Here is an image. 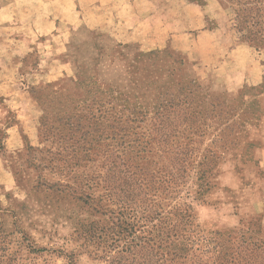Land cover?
<instances>
[{
	"label": "rangeland",
	"instance_id": "374dc122",
	"mask_svg": "<svg viewBox=\"0 0 264 264\" xmlns=\"http://www.w3.org/2000/svg\"><path fill=\"white\" fill-rule=\"evenodd\" d=\"M134 12L136 27L125 28ZM234 17L219 0H0V240L14 264H106L102 248L84 245L79 228L109 223L102 213L117 208L106 196L110 171L125 147L107 139L106 119H92L89 110L114 100L121 111L127 101L147 113L141 127L150 130L161 94L189 75H201L211 99L234 103L238 113L248 106L247 114L235 118L231 143L207 168L200 200L193 168L201 153L176 187L166 149L149 147L143 166L170 182L149 198L164 211L193 206L205 230H261L264 237V95L262 113L257 101L264 48L241 39ZM202 28L215 35L212 53L194 42ZM239 46L240 57L232 56ZM237 58L240 66H233ZM210 116L196 137L204 146L195 150L219 134L217 115ZM167 151H177L175 143ZM132 259L145 262L138 251Z\"/></svg>",
	"mask_w": 264,
	"mask_h": 264
},
{
	"label": "trees",
	"instance_id": "16d2710c",
	"mask_svg": "<svg viewBox=\"0 0 264 264\" xmlns=\"http://www.w3.org/2000/svg\"><path fill=\"white\" fill-rule=\"evenodd\" d=\"M189 1L200 5L206 3V0ZM219 1L233 11L234 26L241 34V39L253 44L257 50L264 48V0ZM189 78L191 79L173 82L161 94L152 113L153 120L148 125L150 130L145 131L141 127L147 113L139 105L130 107L127 101L121 106V111L114 106L118 103L114 100L93 104L98 105L95 113L93 107L89 110L92 119L98 114L106 119L104 132L107 139L111 142L118 141L125 147L120 165H114L110 171V184L113 186L106 196L117 208L108 207L106 212L109 215L102 213L109 216V223L100 226L99 222L92 221L81 223L79 228V237L84 240V245L98 244L102 248L107 256V259L104 257L106 264H134L135 261L131 259L137 251L141 259H145L144 264H264V237L261 230H205L196 223L193 206L172 204L164 211L160 204H155L149 198V194L155 190L164 191L163 187L170 182L176 187L183 184L189 177L187 171L190 159L197 152L201 156L193 169L197 176L195 199L200 200L205 186L209 187L204 181L211 171L207 168L218 159L217 150L223 148L225 143H231L230 136L237 123L235 118L247 114L245 109L248 106H242L244 109L238 113L234 103H229L222 97L211 99L204 91L207 86L201 84L194 75H189ZM87 88L88 96L92 97L90 90L94 88V84H88ZM259 90L257 101L262 113L264 85ZM241 97L239 96L240 100ZM193 104L195 107L188 106ZM212 113L217 115L215 117L218 118L219 134L204 149L195 150L197 144L204 146L196 137H202L200 132L207 128L208 119H213L210 116ZM172 143H175L177 151H167ZM152 145L165 148L162 154H166L172 165L170 182L166 184L154 178L149 167L143 166L146 155L151 153L148 148ZM159 157L162 158V155ZM122 242L123 245L120 246ZM63 256L69 260L73 258L64 253ZM14 263V255L9 254L8 247L0 240V264Z\"/></svg>",
	"mask_w": 264,
	"mask_h": 264
},
{
	"label": "crops",
	"instance_id": "0c3cea01",
	"mask_svg": "<svg viewBox=\"0 0 264 264\" xmlns=\"http://www.w3.org/2000/svg\"><path fill=\"white\" fill-rule=\"evenodd\" d=\"M136 18H137V16H136V13L134 12L132 17H130L128 20L124 21V23H123L124 27L125 28L126 27L135 28L136 24H137L136 20H135ZM193 35H195V38H194L195 41L194 42H195L196 46H198L199 44H200V46H202V44H203L205 50H209L212 53V50L216 46V42H215V35L213 34V32L210 29L208 30V29L202 28L200 30V32H198L196 34H193ZM240 48L241 47L239 46L235 50H233L232 56H236V53H237L238 58H239L240 57V53H241V49ZM173 51L178 53V51H176L175 49ZM229 57H227L226 62L221 61V63L226 65L227 64V60H228ZM238 58L236 59V63L235 62L232 63L233 66H235L236 64H237V66H240L241 60H239ZM200 76L201 75H197L196 78L199 80L200 83H202V81L200 79L201 78ZM237 82H240V81H237ZM230 87L231 88H235L236 86L234 85V83H231ZM262 101H264V99ZM263 110H264V107H263ZM263 164H264V161H263Z\"/></svg>",
	"mask_w": 264,
	"mask_h": 264
}]
</instances>
